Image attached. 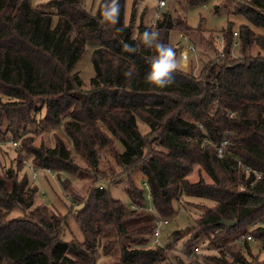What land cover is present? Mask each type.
I'll return each instance as SVG.
<instances>
[{"label": "trees", "instance_id": "1", "mask_svg": "<svg viewBox=\"0 0 264 264\" xmlns=\"http://www.w3.org/2000/svg\"><path fill=\"white\" fill-rule=\"evenodd\" d=\"M195 1L200 0H189ZM228 1L231 11L248 22L240 23L234 35L228 20L221 28L220 49L213 44V56L197 73L190 56L188 68L177 70L175 82L161 89L146 79L149 61L156 56L155 49L141 40L148 25L140 19L133 33V24L125 22L126 0H119L115 26L101 22L104 0L94 11L80 0H51L46 2L50 7L32 5L31 0H0V122L6 120L0 135L7 133L21 145L15 167L0 172V264H95L97 253L106 254L111 241H117L120 256L99 264H210L206 257H214L218 264H264L249 251L248 238L238 240L250 257L235 247L238 240L233 242L239 233L250 232L264 246V174L251 181L252 173L245 176L234 170L240 159L264 172V0ZM219 5L214 10L225 7ZM179 26L187 27L182 18L161 10L156 31L163 43L169 45V30ZM93 37L98 39L91 55L94 73L85 87L73 67ZM235 37L237 54L232 46ZM125 44L136 51L125 50ZM35 98H42L45 105L44 115L36 120L39 129L61 128L62 136L56 135L52 144L32 143L34 130L29 124L39 109ZM138 118L148 125L146 131L138 129ZM222 138L227 139L226 151L218 157L214 143ZM152 139L154 145L149 144ZM113 141L121 143V150ZM101 148L112 151L118 169L94 175L85 194L73 196L74 203L83 200L81 207L70 211L83 238L63 239L66 215L52 208L45 212L35 203L37 186L26 173L18 177L21 160L79 178L83 174L73 155L97 171ZM193 162L211 182L202 177L189 181L186 174ZM135 167L160 215L172 213L181 195L213 201L200 208L189 230L206 235L218 255H201L202 262L199 247L189 254L195 258L190 263L166 258L165 247L153 241L152 216L140 211L143 188L129 178L125 190L131 203L125 205L100 182H115L119 173ZM60 181L63 187L71 182ZM13 208L18 211L11 213ZM221 218L235 223L227 225ZM131 219L145 221L126 227ZM109 229L116 235L107 242L104 235ZM192 248L187 247L188 253Z\"/></svg>", "mask_w": 264, "mask_h": 264}, {"label": "rangeland", "instance_id": "2", "mask_svg": "<svg viewBox=\"0 0 264 264\" xmlns=\"http://www.w3.org/2000/svg\"><path fill=\"white\" fill-rule=\"evenodd\" d=\"M99 0H80L82 5L89 11H94ZM226 0H200L195 2H189V0H165V4L160 9L169 10L174 16L182 18L187 27L172 28L168 32V44L174 46L175 44L182 43L184 39L181 37V32L184 31L189 35V41L193 42L196 46V52L191 54L193 58V68L197 73L199 66L202 62L209 56H213L214 48L213 44L218 46L221 42V28L224 27L228 20L232 21V28L238 29V25L242 22H248L246 18L238 13L231 11L232 4H226ZM50 3L51 0H31L32 5ZM224 6H220L219 5ZM218 4L220 8L216 11L214 10V5ZM155 1L154 0H126L125 3V22H131L133 25V33L136 32L137 24L142 19L144 23L149 25L150 19L154 14ZM51 11H55L56 7H51ZM55 18V15H53ZM190 25V26H189ZM257 31H261L259 27H255ZM98 44V39L93 37L87 39L85 43V49L82 55L77 59L74 64L73 70L78 72L79 76L83 80L84 86L89 85V78L94 73L93 64L91 61V55L93 48ZM256 46L251 48V51L256 50ZM235 54L238 53V47L233 48ZM186 66L185 69H187ZM42 98H35V105L39 106V109L35 111V122L29 124L33 132L32 143L39 144L43 143L45 145L52 144L54 137L56 135L62 136V131L60 126H54L46 129L40 130L37 126L36 120L44 115L45 105L42 102ZM28 125V124H27ZM137 126L140 132H144L148 129V125L142 121L140 118L137 119ZM6 127V120L3 117L0 122V130L2 131ZM1 132L0 134H2ZM9 133V132H8ZM1 136V135H0ZM14 138L9 136L7 133L0 137V172L5 170L8 166L16 165V155L20 150V140H16L15 145L11 144L10 140ZM15 139V138H14ZM149 139L151 137L149 136ZM68 140V138H67ZM150 145H154L155 141L149 140ZM113 145L117 150H121L122 145L118 141H113ZM166 151L161 145H156ZM74 161L78 163L80 167L81 174L79 178L73 177L71 174L60 171L59 173L53 169L46 171L42 167H36L35 178H32V170L24 163L18 170V177L26 173L30 182H33L37 186V191L35 193V203H40L42 209L48 212L51 208L55 211H59L66 215V223L63 225L62 232L60 236L63 239H69L71 237H76L81 240L83 238V233L80 226L73 216V209L79 208L83 204V200L74 203L73 196L81 198L80 195H84L90 180L95 176L104 175L112 170V168H117L116 161L113 158L112 151L109 149L101 148L98 150V163L95 171L93 168L86 167V162L78 154H74ZM22 161V160H21ZM102 173V174H101ZM189 181H195L199 177H202L205 182H211V177L206 173V171L200 166L198 162L192 163L191 170L186 174ZM60 178H70L71 182H68V187H63ZM132 179L136 186L143 188V196L145 198L143 211L141 213H146L152 216L153 222L157 218H167L166 223L159 224L160 233L158 235L159 244L165 247V256L168 260L179 261L184 260L187 263L194 261V255L188 254L187 247L192 248L193 245H198L201 249L197 253L203 262V256L218 255V250L215 247L209 246L207 244L206 235L194 234V229L191 230L190 227L194 223L195 217L199 215L200 208L204 209L206 206L213 204L204 197H196L189 195H181L179 200H176L174 205V211L168 215H160L156 212L152 201L147 196V188L144 186V177L142 172L137 168L131 170H125L119 173L116 177L115 182H109L108 180H101L102 184L106 187L107 191L112 197L118 198L125 205L131 203L129 194L125 190V185L128 179ZM17 208H13L11 213L17 212ZM72 211V212H70ZM139 211V210H138ZM145 219L133 220L126 222V227L133 225L142 224ZM116 233L112 230H108L104 235V239L107 240L115 237ZM117 242V241H116ZM116 242H110V246L106 249V254L103 256L97 253L96 263H112L115 262L120 256V249ZM152 242V240H151ZM235 242V241H233ZM154 243V242H153ZM188 244V246H187ZM235 247L241 250L246 257H250L252 254L254 257H258L259 260L264 261V246H262L260 240L249 238V251L243 246V241H237ZM100 249V247L98 248ZM97 249V250H98ZM206 261L210 264H218L215 262L214 257H206ZM208 264V263H207Z\"/></svg>", "mask_w": 264, "mask_h": 264}, {"label": "clouds", "instance_id": "3", "mask_svg": "<svg viewBox=\"0 0 264 264\" xmlns=\"http://www.w3.org/2000/svg\"><path fill=\"white\" fill-rule=\"evenodd\" d=\"M119 0H104L101 12V22L115 26L119 23ZM144 46L154 48L156 56L152 58L150 70L147 73V81L157 88H166L175 82L174 73L183 64V53L178 57L176 51L160 40V33L155 30H146L141 35ZM125 50L136 51L131 45H124Z\"/></svg>", "mask_w": 264, "mask_h": 264}, {"label": "built area", "instance_id": "4", "mask_svg": "<svg viewBox=\"0 0 264 264\" xmlns=\"http://www.w3.org/2000/svg\"><path fill=\"white\" fill-rule=\"evenodd\" d=\"M155 1V8H154V14L152 15L151 19H150V23L148 25V30H155L156 31V19L158 18V16H160L161 13V8L163 7V5L165 4V0H154ZM234 35L237 34L236 30H233ZM181 37L184 39V41L182 43L179 44H175L176 48H174V46H171L177 53V56L179 57L181 55V53H183V64L181 65L182 70H185L188 61L190 59L191 54H194L196 52V46L193 42L189 41V35L182 31L181 32ZM221 40V38H220ZM238 43L237 38L235 37L234 40L232 41V46H235ZM218 48L220 49V44L218 46ZM11 144L15 145L17 143L16 139L11 138L9 139ZM204 140L206 141V138H204ZM227 143V139L226 138H222L219 141L215 142V147H216V155L218 157L222 156L223 153L226 151L225 145ZM22 163H25L31 170V176L32 178H35L36 173H35V166L33 164H31L29 161H27L25 158L22 159ZM44 169L46 171H50L49 167H44ZM234 170L236 173L242 172L245 176L248 175L249 173H252V178L251 181L259 179L264 172L256 170L255 168H252L250 165L243 163L240 159H237L236 161V165L234 167ZM238 186L242 187V182L239 181L238 182ZM147 196L150 197V193L147 192ZM155 224L153 227V241L154 242H159L158 240V235L160 233V228H159V224L161 223H166L168 221L167 218H157L155 220ZM257 221L254 222V224ZM246 238H253L252 234L250 232H246V233H239V235H237L233 241L238 240L240 238L243 237ZM199 248L198 245H194L192 250L188 253L190 254L191 252L197 250Z\"/></svg>", "mask_w": 264, "mask_h": 264}, {"label": "water", "instance_id": "5", "mask_svg": "<svg viewBox=\"0 0 264 264\" xmlns=\"http://www.w3.org/2000/svg\"><path fill=\"white\" fill-rule=\"evenodd\" d=\"M221 222L227 224V225H232L235 223V219H227V218H221ZM182 260H179L181 262Z\"/></svg>", "mask_w": 264, "mask_h": 264}]
</instances>
